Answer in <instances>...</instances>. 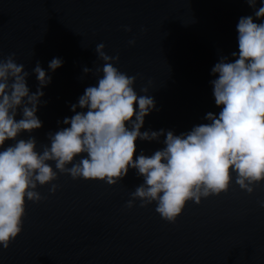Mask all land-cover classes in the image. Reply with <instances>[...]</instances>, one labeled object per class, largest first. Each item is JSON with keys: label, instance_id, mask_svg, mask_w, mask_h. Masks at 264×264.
Listing matches in <instances>:
<instances>
[{"label": "water", "instance_id": "obj_1", "mask_svg": "<svg viewBox=\"0 0 264 264\" xmlns=\"http://www.w3.org/2000/svg\"><path fill=\"white\" fill-rule=\"evenodd\" d=\"M252 12L246 0H0V59L15 53L32 91L36 62L47 70L53 57L63 60L42 89V126L32 133L38 150L95 84L82 69L102 66L95 53L101 42L107 54H118L114 66L136 77L134 90L147 87L155 100L141 130L179 134L218 112L210 69L238 50L236 24ZM136 144L146 154L162 147ZM53 183L54 193L38 185L43 199L26 201L22 230L0 247V264H264V182L248 193L233 180L227 192L187 201L175 222L161 218L154 203L126 206L142 183L131 168L111 185L67 173Z\"/></svg>", "mask_w": 264, "mask_h": 264}, {"label": "clouds", "instance_id": "obj_2", "mask_svg": "<svg viewBox=\"0 0 264 264\" xmlns=\"http://www.w3.org/2000/svg\"><path fill=\"white\" fill-rule=\"evenodd\" d=\"M246 2L253 12L236 24L238 50L220 55L210 69L218 112H206V122L179 134L141 130L155 100L147 87L141 88L144 94L134 90L136 77L115 67L118 54H107L101 42L95 53L102 66L82 69L95 76V84L70 104L73 114L57 122L66 126L46 133L47 143L38 150L32 133L42 126L37 115L46 103L42 89L63 60L53 57L47 70L37 61L32 73L38 83L32 91L29 72L16 62L15 53L0 59V247L7 249L21 232L26 201L43 199L38 185L56 191L58 173L111 185L134 169L142 183L126 206L136 200L140 206L154 203L169 222H175L187 201L199 203L227 192L233 180L248 193L264 182V0L259 6L257 0ZM22 133L29 135L22 138ZM138 139L158 141L162 147L151 154L137 152ZM258 204L264 207V199Z\"/></svg>", "mask_w": 264, "mask_h": 264}]
</instances>
